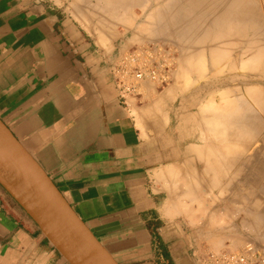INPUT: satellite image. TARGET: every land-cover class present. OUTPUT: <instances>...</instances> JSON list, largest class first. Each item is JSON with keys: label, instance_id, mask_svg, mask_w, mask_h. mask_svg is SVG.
Returning a JSON list of instances; mask_svg holds the SVG:
<instances>
[{"label": "crops", "instance_id": "crops-1", "mask_svg": "<svg viewBox=\"0 0 264 264\" xmlns=\"http://www.w3.org/2000/svg\"><path fill=\"white\" fill-rule=\"evenodd\" d=\"M72 1L0 0V119L119 264H197L203 242L220 236L217 222L238 219L223 217L229 206H246L229 236L259 248L250 240L264 237L262 201H228L199 182L204 157L219 155L216 140L187 130L197 122L182 84L122 106L108 75L120 50L80 23ZM245 158L238 181L254 158L264 169V155ZM58 262L66 263L0 183V264Z\"/></svg>", "mask_w": 264, "mask_h": 264}, {"label": "rangeland", "instance_id": "rangeland-1", "mask_svg": "<svg viewBox=\"0 0 264 264\" xmlns=\"http://www.w3.org/2000/svg\"><path fill=\"white\" fill-rule=\"evenodd\" d=\"M112 1L116 6L112 9L114 13L105 8L108 0H73L69 6L72 7L74 16L89 28L92 35L103 39L105 44L112 43L116 50H120L119 54L130 46L161 40L170 42L177 48L179 62H182L185 54L193 61L202 59L203 72H197L192 67L193 64L188 63V81L182 84L180 90L188 116H194L197 122L196 126L187 127V130H192L191 135L196 130V133L201 130L204 135L209 134L207 130L210 128L204 127V121L208 117H215L213 110L209 109L211 106L230 105L231 102L243 106L248 100L249 87L256 86L264 91V0ZM251 63L256 67H250ZM175 78L176 74H173L167 87ZM259 108L252 106L248 110L249 114L252 112L251 115H262L263 118L264 109ZM200 121L203 123L202 128ZM262 126L259 129L264 133ZM208 140L207 135L204 141L208 143ZM251 153L248 152L247 156H252ZM203 181L204 188L205 184L210 186L209 176L205 175ZM218 187L219 185L216 188ZM204 192V197L212 196L205 190ZM257 194L264 207V194ZM221 195L218 192V196ZM245 207L229 206L231 212L224 213L223 217L238 219L217 222L221 237L207 239L201 249L241 250L248 241L239 243L237 238L229 235L241 228V216L234 213ZM253 240L259 241L256 244L264 252V237L252 238L250 241Z\"/></svg>", "mask_w": 264, "mask_h": 264}, {"label": "water", "instance_id": "water-1", "mask_svg": "<svg viewBox=\"0 0 264 264\" xmlns=\"http://www.w3.org/2000/svg\"><path fill=\"white\" fill-rule=\"evenodd\" d=\"M0 183L67 264H119L1 119Z\"/></svg>", "mask_w": 264, "mask_h": 264}, {"label": "bare ground", "instance_id": "bare-ground-1", "mask_svg": "<svg viewBox=\"0 0 264 264\" xmlns=\"http://www.w3.org/2000/svg\"><path fill=\"white\" fill-rule=\"evenodd\" d=\"M107 3L108 5L106 4L105 8L108 9V11L116 7L112 1L108 0ZM150 18L152 17H149V19ZM141 38H143V36H141ZM187 57H190V56H187ZM186 59H187V64L192 63L193 64L192 67L197 72L204 71V64L202 63L203 61H201L202 59L200 60V58H198V59H195V61H193L191 57L189 59L188 58ZM246 65L248 64L246 63ZM187 67H189V64ZM250 67H256V65L251 63ZM173 74L174 76L176 74L175 81H178V83L180 84H185L188 81V71L187 69L184 68L183 63L179 62V59L177 60V67ZM247 95H248V100L246 104H244L243 106H240L237 103L236 105L234 104V102H231L230 105L225 104V105H220V106L215 105V107L211 106L209 109L213 110L215 117H211V118L208 117L204 121L205 122L204 127L207 126L210 128V129L208 128L209 130H207L209 131V134H207L209 137L208 141H210L211 138L216 140V144H217L216 149L219 155L218 158H214L215 160H211L203 156L204 159L202 163L204 165L205 170L203 169L202 174L209 176V185H210L209 187H211L207 191H210L211 193L212 188L216 189V191L222 193L221 197H226L225 195H227L228 201L234 200L235 202H242V201L254 202L255 200L259 199L258 198L259 196L257 193H259L260 195L264 194V169L260 168V165H258L257 163L256 164L254 163V162H258L257 158H254L255 161L252 162L251 169L249 170L250 171L249 174L247 173L248 174L247 175V174L241 173L239 177L241 178L240 181L236 180L237 179L236 177H238L237 175L239 173L238 172L239 167L243 165L242 161H244V163H248L247 162L248 160L245 158V157H248L247 156L248 152L249 153L252 152L251 153L252 156L253 155H256V156L264 155V133L261 132L259 129L263 125L262 123H264L262 122V120L264 119V116L263 118H262V115L261 117L260 115L254 116L253 114L251 115L252 112L249 114V111H248L249 108H251L254 105L257 106L258 108L259 107L261 108L262 106H264V91L262 90V88L259 89L256 86H252L247 89ZM146 98H147V95H146ZM202 125L203 123L202 121H200L201 128H202ZM262 127L264 128V126ZM202 133H203L202 136L206 138L207 135H204L205 134L204 131H202ZM210 155L211 153L209 154V156ZM238 158L239 160L240 158H242V160L241 162L239 161L238 163L235 162L236 168L234 167L233 169L234 161H238L237 160ZM249 159H253V158L250 157ZM229 167H230V171H229ZM235 169L237 171H235ZM203 177H201L199 180V182L202 184L205 183L204 181L202 182ZM245 178L248 181L245 182L247 183L246 185H243L245 184L243 183L244 182L243 179ZM258 178H260L261 180L255 181V180H258ZM237 182L241 183L242 186L239 187ZM218 185L219 187L216 188ZM230 189H232L233 191H230Z\"/></svg>", "mask_w": 264, "mask_h": 264}, {"label": "built area", "instance_id": "built-area-1", "mask_svg": "<svg viewBox=\"0 0 264 264\" xmlns=\"http://www.w3.org/2000/svg\"><path fill=\"white\" fill-rule=\"evenodd\" d=\"M179 53L170 42L151 40L130 46L109 67L108 75L118 102L125 108L135 99L147 101L151 90H163L172 80ZM197 264H264V253L252 243L239 251L200 249ZM66 264V263H53Z\"/></svg>", "mask_w": 264, "mask_h": 264}]
</instances>
